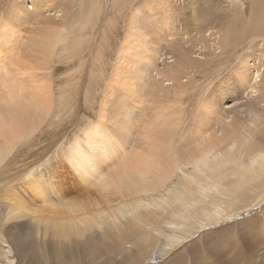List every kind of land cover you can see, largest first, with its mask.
Returning a JSON list of instances; mask_svg holds the SVG:
<instances>
[{"label": "rangeland", "instance_id": "rangeland-1", "mask_svg": "<svg viewBox=\"0 0 264 264\" xmlns=\"http://www.w3.org/2000/svg\"><path fill=\"white\" fill-rule=\"evenodd\" d=\"M158 1L159 0H0V23H2L0 24V28L4 27L5 29H7L9 36L11 38L6 43L7 45L4 44L5 41L3 45H2V42L0 43L1 48H4V46L5 48L7 47L6 48L7 53L4 52L6 51V49H3V50L0 49L1 50L0 57L2 56L5 57L4 53H6L8 55V56L6 55L8 61L10 57L12 56L13 58L12 57L11 58L14 59L15 64H16V61L18 59L17 55H19L18 53H20L21 55V56L20 55L18 56L19 62L17 63H19L18 65L19 68L18 66H16L17 67L16 70L20 69L19 71L21 72V75L23 73L22 77L24 79H21L22 77L19 75V78L21 77L20 78L21 82L19 81V78L17 80L16 77H18L19 72L16 71L17 76L15 73V77H14L16 80L15 87H17L16 85L18 84L17 82L19 81V83L20 84L23 83L25 87L31 88L34 86V83H33L34 79L38 78L40 80L39 81L40 85L46 86L47 84H50V86L47 85V87H50V90H52V96H53L52 97L53 99L50 103L51 111L49 110V113L47 114L46 118L43 120V123H42L43 127L41 126L37 130L38 132L36 131L30 138L23 140V142L16 148L12 157L9 159L8 164L6 163L7 164L6 167L0 171V181H1L0 184L2 185L4 183L3 184L4 187L1 188L0 193H3L4 190H6V187H7L5 185L6 182H12V184L18 189V191L16 190V192L18 193V194L16 193L17 197L19 198L18 205L23 206L25 208L27 207V209L30 210L29 216H25L24 214L21 213L20 210H17L16 213H14L13 211L11 213L8 205H7L8 208H2V212L0 211V237L3 235V233L6 236L5 237L6 244L8 247L11 248L14 254V257L12 258V261L14 264H58V261H56L54 257L58 256L57 255L58 245L56 244L59 242L60 239H61L60 242L62 241L61 243L63 245H68L70 244V240H67V239L70 238V235H71L72 237L75 236L74 238L71 237L72 239L71 241L84 244L88 236L92 235V237H97L98 239H101V237L102 238L105 237L104 235L105 231L111 230L112 228L114 230L112 229L111 232L115 235H118V232H122L124 229H127V230H124V233L126 234V236L123 239L124 245H123V248L121 249L123 253L127 252V255H124V257L127 259H128V256L131 254V252H136V250L137 251L143 250L149 237H146V236L143 237L142 235H138V234L141 233V231L144 230L145 228L148 229L147 233L151 234L150 236H151L152 241H150L147 244L148 247L146 251L143 250L144 253L146 252L145 255H147V257L146 256L142 257L141 264H164V263L165 264H168V263L169 264L170 263L184 264L183 263L184 261L186 264L187 263L189 264V262L190 264H193V263L196 264V262L197 264H201V263L202 264H205V263L206 264H228V263L233 264V260L236 261L237 258H240V257L247 261L254 260L255 262L253 264H264V191H263L264 182L262 181L253 182L251 181L249 177L244 179L243 182L242 181L233 182L231 180L229 181L218 180V186L220 185L218 189L224 185L221 189H219V191L220 190L222 191V193L220 192L221 194L220 196H222L223 198L222 197L220 198H222L223 203H224L222 204L223 211L220 212V215H221L220 218L218 217L213 218V216H209L212 218V220L211 218L207 219L206 217L201 218V216H199L197 217V220H195V218H192L193 221L192 219H189L187 221L185 220L186 222H184L183 218H181V216L183 215L182 212L184 211L183 209L184 202L190 201L189 199L184 198V197L180 201H177V198H178L177 197L176 201H174L175 203L173 202H171L172 204L169 203L171 206H169L166 203H163V204H161V202L154 203L153 200H147V202L150 204V206H148V209H150V207H153V209L152 208L151 209L152 211L154 210L155 212L150 211L146 213L145 215L148 216V218L152 220V218L156 217L155 214L157 215H159L160 213L162 214L161 210H163L165 214L163 213L162 216L158 218L160 220L158 221V224H159L158 226L160 227V229L162 228L161 229L162 232L167 231L166 233L164 232L166 235H168L170 233L169 231H171L172 238L179 234L180 238L178 240L174 239V240L169 241L167 237L165 236L163 237L162 235H159L156 232H155L156 234L153 233L154 231H153L152 226L148 224L147 220L144 217L140 218L144 223L142 221L140 222V220L138 221L139 215L136 217L138 218L136 220H133L134 218L130 217L131 213L128 212L127 209L131 205L130 204L131 200L136 196H128V195L126 196L127 197L126 199L128 201L126 200H123V201L127 203L128 208L122 209V212H118L117 208L115 207L117 205L119 207V202L120 203L122 202V201L117 200L120 197L116 196L115 197L116 200L114 199L109 203L101 202L99 204L100 207L98 205L96 207H92L91 213L93 212L92 215L94 214V216H92L93 219L91 216L87 218H83L81 214L78 215L79 217H82L81 218L82 221H80L82 222V224L79 225V229H81L82 227L85 228V226L86 227L89 226L90 230L88 231V233L89 234L91 233L90 235L86 233V235L88 236H83L82 238H80L81 236L79 237L77 236L76 238V235H77L76 233L79 231L77 228L74 229V232L76 235L70 234L67 236L68 234L67 231L70 229V227L67 225L69 224L72 225V223H70L68 219L63 220L64 223L62 221L60 222V220L69 216V213L67 212L68 210L64 209L65 211L67 210L65 212L62 208H56L53 206V205L60 204L63 201H72V200L74 201L75 200L74 197L80 194H83L84 189L87 188L86 185H82L83 183L80 180H78L77 175L75 174L73 169L70 167V165L67 164L68 162L66 161V159L62 157H63V153L68 151V149L74 143L76 138L78 137L83 138L84 137L83 134H85V132L88 131L89 126L91 127L89 128L91 130L94 128V125L100 121V118H99L100 111L99 110L102 104L101 101H103V97H105L106 93H107V97L109 98V102L107 104L108 107L106 108V110L109 113L107 115H109L111 118L107 116V118L104 119V123L106 126L103 125L102 131L103 132L106 131V134L109 139L111 140L114 139L113 141L115 140L119 141L120 143L116 141V143H119V145L122 143V147L118 145V149L126 148L125 150L128 153L130 152L132 153L133 151H134L133 153H135L136 151H142L146 147L145 145L142 146V138L140 135L141 118L138 116V114H140V112L143 111V109H145V106L141 104L140 105L136 104V107L133 110L131 107L132 103H129L131 101L129 100L128 97L123 98L122 104L117 102V100H119L121 96V92H120V87L117 85L116 81L113 80L114 79L113 73H114V68L116 66V63L119 58L118 55L121 54L119 52L121 47L125 48V46H127L128 47L127 49L131 50L130 52H128V50L126 49L128 53L127 54L128 56H127V55H124L126 53H124L125 51L122 48V50L124 51L123 52L124 53L123 54L124 56L123 65L126 64V66L128 67L127 68L124 65L125 71L127 68L126 73H129V74L131 73L132 75H134L135 80H139V82L135 81V83L137 82V85H138V87H136V90L137 88L140 87L138 91H136V93L138 92L139 94L137 95L138 96L140 95L139 97L144 98V96L146 95V92H144L145 89L143 87V80L140 74V69L143 66L142 61L144 62L143 58L145 57V55L143 54L147 53L149 45H151V47L149 48V52L147 53V55L155 56L153 54H156L157 52V56H155V59L153 60H156V58L158 59L160 56L164 58L166 53L169 54L168 57H172L174 54L170 53L171 52L170 49L168 48H167L168 50L166 49L165 40L171 41L174 39H179V34H181L182 37L185 36L184 38H187L190 35H193L194 37H196L197 31L195 32L194 29L201 24L204 25L203 20H205V18H208V15L212 17L211 19L218 20L219 24H221V22L223 23V20H222L223 17L225 21H228L227 18L230 19V21L234 20L237 25L243 24L244 21L246 22L245 24L246 28L245 29L240 28L242 30L237 32L234 35L235 39H234V45L232 47H235L237 52L238 50L240 51L241 49H245V51L246 50L249 51L248 48L251 45L250 43L251 41L249 39L264 36V32H262L261 34V33H258L261 31L257 32L255 30L253 31L249 29L254 25V24L249 25L250 22L251 24L253 23V17H254V20L257 19L255 21L256 23L257 22L259 23L262 18L264 19V16H263L264 11L263 13L257 12L258 14H256V10H258V8L260 9L261 7L262 9L264 8V0H256V1L255 0L254 1L253 0H226V2L225 0H192V1L191 0H164L166 4H164L163 0H160L159 3ZM233 1H237V3L235 2L236 3L235 4L233 3ZM251 2L254 4H252ZM259 2L261 3L260 6H259ZM242 3H244V6ZM82 4L84 7L82 6ZM238 4H239V8H237ZM67 7L70 10H68ZM202 7H204V9ZM16 12L18 14H16ZM84 12L86 15L84 14ZM64 14L67 15L66 18ZM201 14H203L204 16L202 17ZM222 14L223 15L225 14V15L223 16ZM83 15L85 16V18ZM259 15L261 16V19L258 18ZM63 17L66 22L64 21ZM136 18L138 19V23L140 22L139 19L141 20L140 24L138 25H142V26L135 27L137 26V24L135 26H133L132 23L130 24V20L131 21L133 20L136 23L137 22L135 21ZM48 19H50L52 22H50V20ZM79 19L81 22L80 23L81 26L78 25L79 26L78 28V26H75V23L76 21L78 22ZM91 19L93 20L91 21ZM157 19H160V20H157ZM220 19H221V22H220ZM18 20L20 21L18 22ZM37 20H39V22L40 20H42V23L43 24L45 23L46 25H47V22L45 21L48 20L49 22H48V25L45 27V24L43 26V24L41 25V24L36 23ZM62 20L64 23L62 22ZM151 20H154V21H151ZM155 20L158 21V23L161 25L155 22ZM60 23H62V25ZM225 23L226 22H224V24ZM247 23L249 27H247ZM9 24L11 25L10 27H8ZM37 24L39 26L45 27L46 29H42V27L41 29L40 27L36 28ZM82 24L85 26V30H88V36H87V41L83 40L84 43L82 42L83 44L79 46L77 56L76 54H71V52L70 53L64 52L61 46L56 49L54 55L50 53L49 47L45 44V40L48 37L46 34L48 33V30L50 28H53V26H55L54 29L55 31L58 32V36L60 35L62 37L63 36L67 37L68 36L67 33L69 30L73 31V29L77 28V30H79L78 32H80V27L83 26ZM129 24L130 26L132 25L136 29H134L132 26L130 28ZM12 25L16 26L15 27L16 30L14 29ZM155 25H157L158 27ZM161 26H164L163 28H165L164 29L165 31L163 30ZM61 27L63 30L62 29L60 30ZM63 27H66V28H63ZM141 27H142V30H139V32L141 31V34L143 35L141 36V34L138 32V34H140L138 36L135 30L139 28L141 29ZM152 27H155L156 29ZM66 29H68L67 32H66ZM129 29L130 30L134 29V31H129ZM37 30L39 31L44 30V31L39 32ZM142 31L146 34L142 33ZM131 32H134V34L132 33L134 39L133 41L130 42L129 38L132 36L130 34ZM160 32L162 33L160 34L162 38H160L161 36L158 34ZM209 32L217 33V30L216 31L209 30ZM209 32H208V35H211ZM17 33H18V36L16 35ZM20 33H21V36H19ZM126 36L129 37L128 40ZM143 36L144 38H148L147 40H145L146 43L142 40L145 43V44L143 43L145 46L142 45L141 40H139L141 42L139 44V41L135 39L137 37L138 39L139 38L143 39ZM244 38H249V39L243 40ZM61 41H63V39H61ZM129 45L132 47H130ZM9 46H13L15 48L19 47V48L15 49ZM143 46L145 47L144 50L146 51V53L145 51L142 50ZM206 46L210 47L209 45H206ZM9 48H12V49L10 50ZM13 50L17 51L15 53L16 55L13 53L14 52ZM140 50H142L144 53L143 52H142L143 54L140 53L139 52ZM9 51H11L12 53H10ZM153 51L155 53H153ZM198 53L199 52H197V54ZM200 53L198 55L195 54L196 56L194 55L193 57H197L201 55L202 58H206L205 55L203 56ZM240 53H241V56H239L238 53H235L234 57L231 60V63L227 66L226 72H224L223 74L216 75V74L211 73L212 75L209 77L207 73H205L200 78H198L196 82L193 81L194 83L188 87L189 88L187 89L188 93L186 92L185 95L183 96L182 104L180 106L181 111H182V118H181L182 123L180 125V131H178L180 134L178 136L179 137L178 140H182V137H183L185 144L186 143L191 144L192 138H189V137H192V132L197 127L198 123L203 121L204 118H202V114L204 113L206 105H208V108L211 106H215L218 99H220V96L223 93H226L228 89H230L228 91V94L230 96L228 95V97L225 98L224 101L223 100L221 101V106L220 105L218 106L220 107V109H218V115L221 114L223 119L225 118L224 121H226L227 124H230L233 121L234 118L232 117L234 115H235V118L239 116L238 119H240L241 117L242 118L244 117L245 119H247L248 120L247 125L245 126V128H243V131H241V133H243L242 134L243 136L248 135L247 137L248 139H250L249 141H251L252 143L250 142L251 145L249 146H242V145L240 146L238 143H233V142L228 143L227 145H225L223 152L227 153L232 159L235 158V156L232 154L237 155L238 151L239 153L243 152L241 154L245 156L246 158V161L243 163V165L248 166L249 158L245 154L246 151H248L250 146L253 147L252 145L260 146L258 145V142L256 143L257 141L255 138L256 135L254 138L252 137L254 130L256 128H254L251 131L249 126H251V122H252V126L254 125V127H257L256 130L261 129L262 127L264 128V114L262 116H259V115L255 116L254 113L252 114V112H250L253 106L252 103L257 102L258 104V100L257 101L255 100V97L258 95V93H256V89L248 90V89L242 88L239 93L240 95H236L237 92L235 90V87L232 84L234 82V78L231 77V79L227 81L226 76L231 73V72H228L230 71L231 66L236 64V62L238 61L240 57L244 56L242 54L243 51H240ZM136 54L143 55L141 56L143 58L138 56L140 57L139 58L140 62L135 61L137 63L133 62L134 61L133 59L137 57ZM206 54L209 57V55L211 54L213 55V51L212 50L206 51ZM26 55H28L27 58H25ZM15 56L17 58L16 60H15ZM134 56L136 57L133 58ZM20 57H22L23 59L25 58L26 60L30 57L31 60L29 59L28 60L29 62H32V63H29L28 61H23V59H21ZM223 57L224 58L221 61L220 59H217L216 62L218 63V66L215 70H213L214 72H216V70L219 71V70L224 69L225 65L219 66L220 63L227 61V59H225L226 54L223 55ZM35 58L36 60L38 59L37 62H35ZM1 59L0 61L2 62L3 60L4 63L2 62L1 64L0 62L1 64L0 71L4 69L3 71L5 72L3 73H6V72L14 73L15 69L14 71H12L11 69H13L15 64H11L13 65L12 67L10 66V62L13 63L12 61H9V64H8V61H4L6 58H3L2 60ZM135 60H137V58ZM168 61L171 62L173 61V59L168 60ZM5 62L7 63V66L9 67L7 71L5 68L6 66ZM33 63L35 64L33 65ZM134 63L136 64V66ZM156 64L159 68L163 67L161 66L160 60L159 61L157 60ZM212 64H211V68H215L217 65V64L216 65L213 64L214 65L213 67ZM139 66L141 67L140 69H138ZM10 67L12 68L10 69ZM26 70L28 72H26ZM154 73L156 74L157 72L154 71ZM93 76H95V78ZM112 76H113V79H112ZM0 78L4 80V75L2 74V71L0 72ZM94 79H95V83H94L95 85L93 84L92 86V82ZM222 80L227 81V83L219 84L218 82ZM184 81H187V79H184ZM219 85H222L224 89L218 92L217 89ZM252 86H255V83L252 84ZM3 87H4V81L2 82L0 81V91L3 90ZM88 90H90L89 91L90 96H88ZM137 95L135 94V98ZM136 99H138V97ZM145 101H146V96H145ZM115 102H117V104ZM112 104L113 105L116 104V105L112 106ZM134 105L135 104H133V106ZM116 106H118V109H119L118 111L120 114H118ZM137 108L139 112L137 111ZM130 109L135 111V113L137 112V115L135 114L133 118H125L126 114L128 113ZM112 110L116 111L117 114L114 115ZM122 121H125L126 124L123 125L124 122ZM126 127H128V129ZM257 136H258L257 138H259V135ZM118 138L120 139L122 138L121 141ZM188 139H190V141ZM232 147L234 148L231 150ZM257 150H260V149H257ZM61 158H62V162H61ZM54 162L58 163L57 165L58 168L55 166L56 163ZM61 165H63L64 167H59ZM45 169L47 172L44 171ZM40 171L42 174H45L43 177L44 179L47 177V175L50 176L47 179L52 181L53 184L47 179H45L51 185L50 190H47L45 188V184L43 182L38 183L37 181L35 182L33 181L34 177H36V175L39 174L38 172ZM51 173L53 174L54 179H52L53 176ZM30 176H32L31 179H30ZM256 177L263 178L264 173L260 172L259 175H257ZM34 180H36V178ZM179 181L180 180H178L179 184H174L175 187L177 186L182 187V183L181 181L180 182ZM34 183L38 185V188L36 187ZM31 185L35 186L36 189L34 187L32 188ZM41 185L42 187H40ZM74 186L78 187L80 190L77 191L76 193L75 192L70 193L73 190ZM204 186L205 185H202V187ZM260 186H261V189H260ZM191 187L193 189L190 188L192 189L190 191L198 192V193L194 192L195 201L196 202L198 201V203H195V206L191 209V213H195V211L197 213H201L203 209L200 210V208H202V206L203 208H206L208 204L209 206L207 208L213 207L214 204L211 203L212 201H209V199L208 200L205 199L206 202L204 200H201L202 190H199L200 187L198 185H192ZM169 188L171 189V186H169L168 189ZM32 189H35L36 191L35 190L33 191ZM43 189L44 191L46 190V193L48 194V197L46 198V200H43L45 198H42V196L40 195ZM51 189L53 192V193L51 192L52 194L48 192V191H51ZM65 189H67V192L69 193V194L67 193L68 195L66 194ZM27 192L29 193L27 194ZM217 194L218 193H214L215 196ZM222 194H226V195H222ZM163 196H165V192L160 191L154 195V198H157V197L163 198ZM143 197H146V195H143ZM76 203L78 202L76 201ZM102 203L104 204L102 205ZM166 207H168L167 208L168 210H166ZM56 209H61L63 211L58 210L57 212L58 213L60 212L61 214L56 213L52 215L50 211H55ZM97 211H100V212H97ZM40 212L42 213L44 212V215L47 221L42 220V222L41 221L39 222L38 218L43 217L42 216L43 214ZM143 212H146V211H143ZM166 214H169V216ZM164 215H166V217H164ZM51 216H53L54 218ZM61 216L63 217L61 218ZM102 216H105L107 218V221L104 223H100ZM122 216H125L126 218L129 217L130 220L129 219L127 220L125 219V217H122ZM56 217L57 218L60 217V219L59 218L57 219ZM75 217L73 216V218ZM95 217H97L96 220L94 219ZM191 217L192 215L190 216V218ZM87 219L88 220L91 219V220L88 221ZM202 219L204 220L202 221ZM123 220L125 221L123 222ZM131 220L132 222H129ZM200 220L203 224L199 222ZM54 221L56 222V224L54 223ZM111 221L112 223H110ZM65 222H69V223H65ZM74 222L79 223L78 221H74ZM94 222L96 225L94 224ZM121 222L123 223L122 225H121ZM25 223H26L27 228L22 229L21 226ZM105 223L106 225L109 224L110 226L107 225V227H105L106 226ZM129 223H130L131 228L128 225ZM133 223H136V224H133ZM184 223L185 224L187 223V226L189 225V227L186 228L187 232H182V230H179V228L178 229L175 228V226L180 227ZM144 224H146L147 227ZM64 225H66L67 227H65ZM97 225H99L98 227L101 226V230H99L100 228H97ZM132 225L134 226L132 227ZM140 225H142L143 227ZM29 226L34 231L33 232V234H35L34 239H36V241L39 242V244L36 242L38 244V247L37 248L35 247L33 257L29 255V253L31 252L30 247H27V248L25 247L26 250H24L23 246H19V247L14 246V249H13L11 244L9 243L11 238H9V236L7 235V230L11 229V231L18 237L20 236L21 238V236L22 237L24 236L23 238L25 237L28 238L30 235ZM108 226L112 228H108ZM38 227L40 228V230ZM59 228H61L62 230ZM64 228L65 229L67 228V231ZM83 228L79 232H82V230H84ZM115 228L116 229L118 228L117 229L118 231ZM134 228H137L138 231ZM63 229L65 231H63ZM121 229L123 230L121 231ZM129 230H130L129 233L131 234L128 235L127 233ZM131 230L134 231L135 233L131 232ZM41 231L42 233H40ZM60 231H62V233H59ZM93 231L95 233H93ZM101 231L103 232L102 236L100 234L102 233ZM64 232H67V234H65ZM60 235L62 236L64 235V236L63 237L61 236L62 237L61 238ZM65 237H66V242L69 241L68 243H65L63 241ZM152 237L154 238L155 241L153 240ZM106 240L107 242H111L110 238H107ZM96 241L98 242V240H95V242ZM141 241L142 242L145 241V243L143 244L144 246L141 245L142 244ZM153 241L154 243L156 242L157 246L155 244L151 245L152 244L151 242ZM138 242L139 244L141 243L140 244L141 247H138L139 246L138 244H137L138 246L136 245V243ZM173 242H175V244H173ZM218 242L219 244H217ZM71 244H72V247H74V243H71ZM154 248H156L157 250ZM121 251H120V254L122 253ZM128 251L130 252V254ZM79 254H78V258H80V261H82L81 260L82 255L81 254L79 255ZM65 257H67L68 260H66L65 262H59L60 264H86L87 262H89L87 264H91L90 262H92L93 260V256L91 257L87 256L86 263H81V262L74 263L75 260H71V254L69 253V250H66ZM87 259H90V260L87 261ZM181 259H183V262L182 261H181L182 263L180 261L178 262V260H181ZM193 259H197V261ZM174 260H177V261L175 262ZM192 260H193V263H192ZM218 260L219 262H217ZM97 261L98 260H94V263L97 264V263L102 262V261H98V262ZM243 263H246V262L244 261L240 262V264H243ZM109 264H112V263H109Z\"/></svg>", "mask_w": 264, "mask_h": 264}, {"label": "bare ground", "instance_id": "bare-ground-1", "mask_svg": "<svg viewBox=\"0 0 264 264\" xmlns=\"http://www.w3.org/2000/svg\"><path fill=\"white\" fill-rule=\"evenodd\" d=\"M159 1H158V3H159ZM225 2H226V0H225ZM235 2L237 3V1H233V3H235ZM156 3H157V1H156ZM238 3H239V1H238ZM164 4H166L165 1H164ZM224 4H222V5H224ZM242 4L244 6V3H242ZM252 4H254V3H252ZM260 4L261 3L259 2V6H260ZM82 6H83V4H82ZM41 7H43V6H41ZM242 7H241V9H242ZM80 8H82V7H80ZM202 8L204 9V7H202ZM237 8H239V4H238ZM67 9L70 10L68 7H67ZM263 9H262V7H261V9L258 8V10H256V14H258L260 12L263 13V11H264ZM80 10H82V9H80ZM236 11H238V10H236ZM200 12H198V13H200ZM16 14H18V13L16 12ZM16 14H15V16H16ZM65 14H67V13H65ZM84 14H85V12H84ZM201 15H202V17L204 16L203 14H201ZM259 16H258V18L261 19V16L260 17ZM66 17H67V15H65V18ZM84 18H85V16H84ZM211 18L212 17L208 15V18H205V20H203L204 25L201 24L194 29L195 32L197 31V35L199 34L198 36L196 35V37H194L193 35H190L189 37L184 38L185 36L182 37L181 34H179V39H174L171 41L165 40L166 49L167 48L170 49L171 50L170 53L174 54V55L172 57H168L169 54L166 53L164 58L162 56H160L158 59L156 58V60H153V59H155V56H157V52H156V54H153V53H155L153 51L152 54L155 56L147 55L151 45L148 46L147 53L144 50L145 49L144 44L146 43L145 40H147L148 38H144V36H145L144 35L143 39H140L143 34H141V31L139 32V30H142V27H141V29L139 28V29L135 30V32L138 36L141 34L139 39H138V37L135 39H137L138 41L143 40L145 42L144 43L142 41V45H144L142 47V50L145 51L146 54H143L144 52L142 50L139 51L140 53L143 52L142 54L145 55V57L143 58V57H141V56H143L142 54L137 55V54H139V53H137L136 54L137 57L136 56L133 57V58L136 57L137 60H135L136 59L135 58V59H133L134 60L133 62H135V61L140 62V60H139L140 57L144 59V62L142 61V63H143L142 68L139 66L138 69L141 68L140 74H141L142 80H143V87L145 89L144 92H146V95H145L146 101H145V96H144V98H141V97H139L140 95L139 96L137 95L139 93L138 92L136 93V91H138V89L140 88L139 87L136 90V87H138L137 82H139V80H135L134 75H132L131 73L130 74L126 73L127 68H128L126 66V64H124L127 67L126 71H125V68L123 65V61H124L123 54L124 53H126L124 55L128 54L126 51V49L128 47L127 46H125V48L121 47L120 50H122V48H123V50L125 52L123 50L122 51L119 50V52L121 54L118 55L119 58H118V61L116 63V66L114 68V73H113L114 79L112 76V79L115 80L117 85L120 87V92H121V96H120L119 100H117V102L122 104L123 98L128 97L129 100L131 101L129 103H132L131 107L133 110L135 109L136 104H139V105L141 104V105L145 106V109H143V111H141L140 114H138V116L141 118L140 135L142 138V146L145 145L146 147L142 151H136L135 153H133L134 152L133 151L132 153L130 152L131 153L130 154V153L126 152V150H125L126 148L125 149H118V145L120 142L117 140L113 141L114 139L113 140L109 139L107 134H106V131L104 129L103 130L105 132L102 131L103 125H105L104 119L107 118V116L109 118H111L109 115H107V114H109L106 110V108L108 107L107 104L109 102V98L107 97V93H106L105 97H103V101H101L102 104H101V106H100L101 108L99 110L100 111V116H99L100 121L97 122L94 125V128L91 130L89 129V128H91L89 126L88 131L85 132V134H83L84 132L82 133L84 137L83 138H81V137L76 138V140L71 145V147L68 149V151L63 153L62 158L66 159V161L68 162L67 164H69L70 167L73 169V171L75 172V174L78 177V180H80L83 183L82 185H86V187H87V188L84 187L85 189H84L83 194H80V195L74 197L75 198L74 201L73 200L72 201H63L60 204L53 205L56 208H62L63 210L64 209L68 210V211L67 210L66 211L69 213V216L60 220V222L61 221L63 222V220L68 219L70 221V223H72V225L66 224L67 226L70 227V229L68 227V229H69L68 231H67V228L66 229L64 228L68 232V234H67V232H64L65 234H67V236L70 234H72V235L77 234L76 238H77V236L78 237L81 236L80 238H82L83 236H88V235H86V233L89 234L88 233V231L90 230L89 226H87V227L85 226V228L82 227L84 230H82V232H79L82 229V228L79 229V225L82 224V222H80V221H82L81 218L82 217L87 218L89 216H91V217L94 216V214L92 215L93 212L91 213L92 207H96L97 205L99 206V204L101 202L109 203L114 199L116 200V198H115L116 196L120 197L117 200L122 201V202L121 203L119 202V207H118V205L117 206L114 205V206L117 208L118 212H122V209L128 208L127 203L125 201H123V200L128 201L126 199L127 198L126 196L128 195V196H136L131 200V203H130L131 205L127 209L128 212L131 213L130 217L134 218L133 220H136L139 218L138 221L140 220V222H141L142 220L140 218L144 217L147 220L148 224L152 226L153 231H154L153 233L156 232L159 235H162L163 237L165 236L169 239V241L174 240V239L178 240L180 238L179 234L172 238L171 237V231H169L170 233L168 232L170 235L169 234L166 235L165 233L167 231H164L165 233L162 232L161 231L162 228L160 229V227L158 226L159 225L158 221H160L158 218L161 217L162 214L164 213L163 210H161L162 214L161 213L160 214L158 213L159 215L155 214L156 217L154 216L155 218H152V220L149 219L148 216L145 215L146 213L152 211V209H153V207H150V209H148V206H150V204L147 202V200H153L154 203L155 202H161V204L166 203L169 206H171L169 203H171V202L175 203L174 201H176L177 197H178L177 201L182 200L183 197L189 199L190 201L184 202V207H183L184 211L182 212L183 215L181 216V218H183L184 222H186L187 220L192 219V218H195V220H197V217H199V216H201V218L206 217L207 219L211 218L209 216H213V218H217V217L220 218L221 217L220 212L223 211L222 210V204H224V203L222 200L223 197L220 196L221 195L220 192L222 193V191L221 190L219 191V189H221L224 185L223 186L221 185L222 187L218 189V187L220 186V185L218 186V180H221V181L231 180L233 182H240V181L243 182L244 179L249 177L251 179V181H253V182H255V181L264 182V177L263 178H257L256 177L257 175H259L260 172L264 173V128L263 127L261 129L256 130L257 127H254V125L252 126V122H251V126H249L251 131L254 128H256L254 130L252 137L254 138L256 135V137H255L257 140L256 143L258 142V145H260V146L252 145L253 147L250 146L248 151H246L245 154L249 158L248 159L249 160L248 166L243 165V163L246 161L245 156H243L241 154L243 152L239 153V151H238L237 155L232 154L235 156L234 159H232L227 153L223 152L225 145H227L228 143H232V142L238 143L240 146L241 145L242 146H249L252 143L251 141H249L250 139H248V137H247L248 135L243 136L242 135L243 133H241V131H243V128H245V126L247 125V121H248L247 119H245L244 117H243L244 119L242 117L240 119H238L239 116L238 117L236 116L237 118H235V115H234L232 117V118H234L233 121L231 120L232 122L231 123L229 122L230 124H227L226 121H224L225 118L223 119L221 114L218 115V109H220V107H218V106L219 105L221 106V101L222 100L224 101V99L228 97V95H229L228 91L230 89H228L226 91V93H223L220 96V99H218L215 106H211L208 108V105H206L204 113L202 114V118H204L203 121L198 123L197 127L192 132V137L188 136L189 138H192L191 144H188V143L185 144L183 137H182V140H178V138H179L178 136L180 135L178 131H180V125L182 123L181 122L182 111H181L180 106L182 104L183 96L187 92V89H189L188 87L194 83L193 81L196 82V80L198 78H200L205 73H207V75L210 77L212 75L211 73L219 75V74H223L224 72H226L227 66L231 63V60L234 57L235 53H238V55L241 56L240 51H243L242 54L244 56L240 57L238 59V61L236 62V64L231 66L230 71H228L231 73L226 76L227 81L229 79H231V77L234 78V82L232 84L235 87V90L237 92L236 95H240L239 93H240V90L242 88L248 89V90L249 89H253V90L256 89V93H258V95L255 97V100L256 101L258 100V104H257V102L256 103L254 102L255 104L252 103L253 106L251 105L252 108H251L250 112H252V114L254 113L255 116L256 115L262 116L264 114V108H263V106H264V36L256 37L253 39L244 38L243 40L249 39L251 41L250 42L251 45L248 48L249 51L248 50L245 51V49H241L240 51L238 50V52H237L236 48L232 47L234 45V39H235L234 35L237 32L242 30L240 28H244V29L246 28L245 27L246 22L244 21L243 24L237 25L234 20L230 21V19L227 18L228 21H225V19L223 17L222 18L223 23L221 22V19H220L221 24H219L218 20L211 19ZM45 19H47V18H45ZM63 19H64V17H63ZM134 19H135V17H134ZM48 20H50V19H48ZM48 20L45 21V22H47V25L49 22ZM92 20L93 19H91V21ZM157 20H160V19H157ZM256 20L257 19L254 20V17H253V23L251 24V22H250L249 25H253V24L254 25L252 27L250 26L251 28H249V29H251L253 31L255 30L257 32L261 31L258 33L262 34V32H264V19L262 18L259 23L258 22L256 23L255 22ZM19 21L20 20H18V22ZM64 21H65V19H64ZM132 21L130 20V24L132 23L133 26H135L136 24H137V26H135V27L142 26V25H138L141 22L140 19H139V21H140L139 23H138L137 18L135 20V21H137L136 23L134 21L133 22ZM151 21H154V20H151ZM50 22H52V21L50 20ZM62 22H63V20H62ZM155 22L158 23V21H156V20H155ZM224 22H226V23L224 24ZM36 23L41 24V25L43 24L42 20H40V22H39V20H37ZM80 23L81 22L79 19L78 22L76 21L75 26H78V25L81 26ZM0 24H2V23H0ZM38 24L36 25V28L40 27V29H41L42 26H39ZM44 24H43V26H44ZM60 24L62 25V23H60ZM60 24H58V25H60ZM91 24H92V22H91ZM130 24H129V26H130ZM47 25L45 24V27ZM159 25H161V24H159ZM249 25L247 23V27H249ZM10 26L11 25L9 24L8 27H10ZM79 26H78V28H79ZM131 26H130V28H131ZM155 26H157V25H155ZM164 26H161V27L163 28ZM13 27L15 29L16 26H13ZM45 27H42V29H46ZM54 27L55 26H53V28H50L48 30V33L46 34L48 37L45 40V44L49 47L50 53L52 55H54L56 49L61 46L62 50L64 52H67V53L71 52V54H76V56H77L79 46H81L84 43L83 40L87 41L88 30H85V26L83 25L82 27H80V32H78L79 30H77V28L73 29V31L69 30L70 32L68 31V29H66V32L68 31L67 37H64V36L62 37L59 35L61 37V39H63V41H61L60 37L58 36V32L55 31ZM135 27H133V28L136 29ZM259 27L261 28V30ZM63 28H66V27H63ZM152 28L156 29L155 27H152ZM61 29H62V27L60 28V30ZM134 29H131V30L129 29V31H134ZM164 29L165 28H163V30ZM33 30H35V29H33ZM39 30H37V31H39ZM209 30L210 31H216L217 30V33L216 32L210 33ZM41 31H44V30H41ZM41 31H39V32H41ZM160 31H162V30H160ZM138 32L140 34H138ZM154 32H155V30H154ZM208 32L211 35H208ZM132 33L134 34V32H131L130 34L132 35ZM142 33H144V32L142 31ZM144 34H146V33H144ZM158 34L160 35L162 33L160 32ZM10 35H11V33H10ZM16 35L18 36V33ZM61 35H63V34H61ZM19 36H21V33L19 34ZM65 36H66V34H65ZM128 36H130V35H128ZM15 37H14V39H15ZM32 37H34V36H32ZM126 38L128 40L129 37L126 36ZM160 38H162V36ZM9 39H11V38L9 36L8 30L5 29L4 27H1L0 28V43L2 42V45H3V43L5 41L4 44H6L9 41ZM129 39H130L129 40L130 42L133 41V39H134L133 35ZM135 43H137V42H135ZM140 43L141 42L139 41V44ZM8 44H10V43H8ZM206 45H209L210 47L212 46L211 49H210V47H208ZM9 47H13V46H9ZM130 47H132V46H130ZM6 48H5V46H4V48L0 47V49H2V50L6 49ZM13 48H15V47H13ZM16 48L18 49L19 47H16ZM9 49L11 50L12 48H9ZM209 50L213 51V55L211 54L208 57L206 54V51H209ZM130 51L131 50L129 49L128 52H130ZM4 52L7 53V49ZM9 52L12 53L11 51H9ZM16 52L17 51L15 50L13 53L15 54ZM197 52H199V53L201 52L200 54H202L203 56L205 55L206 58H202L201 55H199L197 57H193L195 54H197ZM6 53H4L5 57L2 56V57H0V59L1 58L7 59L8 55ZM18 54L20 55V53H18ZM225 54H226L225 59H227V61H224V62L219 64V66L225 65L224 69L219 70V71L216 70V72H214L213 70H215L218 66V63L216 62L217 59H220V61H221L224 58L223 55H225ZM0 55H1V53H0ZM19 55H17L18 59L15 56V60L17 59V61H16L17 65L15 64L14 59H12L13 57L11 56L12 57L11 58L9 56L10 57L9 61L13 62V63L10 62V66L13 67V65H11V64H15L13 69H11L12 67H10V69L12 71H14V69H15L14 73L13 72L3 73V72H5V71H3L4 69L1 70L2 74L4 75V80H2L0 78L1 79L0 81L1 82L4 81V87H3V90L0 91V171L6 167L9 159L12 157L16 148L23 142V140L30 138L42 126L43 120L46 118L47 114L49 113L50 103L53 99L52 98L53 97L52 96V90H50V87H47V85L50 86V84H47V85L45 84L46 86L40 85L39 84L40 80L38 78L34 79V81H33L34 86L31 88L25 87V85L23 83H21V84L19 83L20 78L23 75V73L21 75V72L19 71L20 69L16 70L17 69L16 66L19 65V63H17V62H19V57H18ZM27 56L28 55H26L25 58H27ZM138 56H140V57H138ZM20 58L23 59L22 57H20ZM25 58L23 59V61L29 62V60H31L30 57L28 58L29 60L28 59L26 60ZM6 59L4 61H8V59L7 60ZM130 59H132V58H130ZM171 59H173V61H171V62L168 61ZM157 60L161 61V66H163V67L159 68L157 66V64H156ZM9 61H8V64H9ZM37 61H38V59L36 60V58H35V62H37ZM2 62H3V60H2ZM2 62H1V64H2ZM24 63H26V62H24ZM29 63H32V62H29ZM135 63H137V62H135ZM212 63L214 65L217 64L215 68H211ZM5 64H6V66L5 65L4 66H5L6 71H7V69H9V67L7 66L6 62H5ZM34 64L35 63H33V65ZM26 65H28V64H26ZM138 65H140V64H138ZM214 65H213V67H214ZM135 66H136V64H135ZM37 67H38V65H37ZM18 68H19V66H18ZM156 69H157V71H156ZM16 71L19 72L18 77H16L17 80L19 78V75L21 76L19 78V81L17 82L19 84V85L18 84L16 85L17 87H15L16 80L14 78ZM39 71H41V70H39ZM154 71L157 73L155 74ZM22 72H24V71H22ZM26 72H28V71L26 70ZM13 74H14V76H13ZM16 76H17V73H16ZM93 77L95 78V76H93ZM21 79H24V78L22 77ZM184 79H187V81H184ZM135 81H137V82L135 83ZM227 81L222 80L218 83L219 84L227 83ZM46 83H48V82H46ZM94 83H95V79L92 82V86ZM254 83H255V86H252V84H254ZM223 89H224V87L222 85H219L217 91L219 92ZM89 91L90 90H88V96H90ZM243 92H244V90H243ZM135 94L137 95L136 98L138 97V99L135 98ZM112 102H114V101H112ZM117 102H115V103L117 104ZM116 104H114V105L112 104V106H115ZM133 104H135V105L133 106ZM63 105H65V104H63ZM126 106H127V104H126ZM143 106H141V107H143ZM112 109H114V108H112ZM116 109H117V111L119 110L118 106H116ZM133 110L130 109L127 114L125 113L126 114L125 118H133L135 114L137 115V112L135 113V111H133ZM137 111H138V108H137ZM112 112L114 113V115L117 114L116 111L112 110ZM121 113H122V111H121ZM118 114H120L119 111H118ZM237 115H238V113H237ZM242 115H243V113H242ZM122 122H124L123 125L126 124L125 121H122ZM249 123H250V121H249ZM124 128H125V126H124ZM126 128L128 129V127H126ZM120 130H122V129H120ZM257 135H259V138H257L258 137ZM134 136H135V134H134ZM183 136H185V135H183ZM118 139L121 141L122 138L121 139L118 138ZM188 140L190 141V139H188ZM116 141L119 143H116ZM135 142H137V141H135ZM119 146L122 147V143ZM233 148L234 147H232L231 150ZM257 149H260V150H257ZM62 158H61V162H62ZM54 163H56V162H54ZM59 164H60V162H59ZM57 165H58V163H56V165H55L58 168ZM59 167H64V166L61 165ZM44 171H46V169ZM38 173L39 174H37L36 177H34V179L36 178V180L33 179V181L34 182L37 181L38 183L43 182L45 184V188L47 190H50L51 185L48 182L50 180L47 179L50 176L47 175V177L45 178L48 180L47 181L43 178L45 174H42L41 171ZM52 176H53V174H52ZM31 178H32V176H30V179ZM52 179H54V176L52 177ZM178 180L181 181L182 187H180V186L175 187L174 186V184H179ZM55 181H56V179H55ZM50 182L52 183V181H50ZM0 183H1V181H0ZM55 184H56V182H55ZM2 185L0 184V190H1V188L4 187V185L3 186ZM5 185L7 186L6 190L3 189L4 192L0 193V211L2 212V208H8V206H9L11 213H12V211L14 213H16L17 210H20L22 214H24L25 216H29L30 210H28L27 207L25 208L23 206L18 205L19 204V198L17 197L18 193L16 192V190L18 191V189L12 184V182H6ZM192 185H198L200 187L199 190H202V195H201L202 199L201 200H204L206 202V200L209 199V201H212L211 203H213L215 206L213 205L212 208H207L209 206V204H208L207 207L205 206L206 208H203V206H202V208L199 207L200 210L203 209L201 213H197L196 211H195V213H191V209L195 206V203H198V201L197 202L195 201V197H194L195 191L194 192L190 191L193 189L191 187ZM202 185H205V186L202 187ZM263 185H261V186H263ZM75 186L70 193H72V192L76 193L77 191L80 190L78 187H75ZM169 186H171V189L170 188L168 189ZM261 186H260V189H261ZM33 187L35 188V186H32V188ZM36 187L38 188V185H36ZM40 187H42V185ZM190 188H192V189H190ZM263 188H264V186H263ZM35 189H32V190L34 191ZM52 189H53V187H52ZM52 189H51V191H48V192L51 193ZM179 189H180V191H179ZM65 190H66V194H67L68 193L67 189H65ZM160 191H164L165 196H163V198L162 197L154 198V195ZM28 193L29 192H27V194ZM195 193H198V192H195ZM199 193H200V191H199ZM214 193H218V194L215 196ZM33 195H34V193H33ZM40 195L42 196V198H45L43 200H46V198L48 197V194L46 193V190L44 191V189L41 191ZM143 195H146V197H143ZM222 195H226V194H222ZM220 197H222V198H220ZM21 198H22V196H21ZM101 198H103L105 201ZM76 201L78 203H76ZM103 204L104 203H102V205ZM128 205H129V203H128ZM151 205H152V203H151ZM196 206H198V205H196ZM108 208H109V206H108ZM167 208L168 207H166V210H168ZM58 210H61V209H56L55 211H50V213H52V215L56 214V213H58L57 212ZM63 210H61V211H63ZM143 211H146V212H143ZM97 212H100V211H97ZM152 212H155V211L153 210ZM40 213H42V212H40ZM42 214H43L42 215L43 217L38 218L39 222L40 221L42 222V220L47 221V219L45 218L44 212ZM58 214H61V213L59 212ZM80 214L82 217L78 216ZM64 215H65V213H64ZM147 215H149V214H147ZM166 215L169 216V214H166ZM166 215H164V217H166ZM191 215H192V217L190 218ZM73 216L74 217L76 216V217L73 218ZM95 216H96V214H95ZM105 216H102L100 223H104L107 221V218ZM137 216H138V218H136ZM51 217H53V216H51ZM62 217L63 216H61V218ZM122 217H125V216H122ZM58 218L60 219V217H58ZM96 218L97 217H95L94 219L96 220ZM92 219H93V217H92ZM125 219L128 220L129 217H127V218L125 217ZM90 220H88V221H90ZM203 220L204 219H202V221ZM211 220H212V218H211ZM55 221H54V223L56 224ZM74 221H78L79 223H75ZM124 221L125 220H123V222ZM192 221H193V219H192ZM129 222H132V220ZM199 222H201V220ZM65 223H69V222H65ZM110 223H112V221ZM94 224H95V222H94ZM122 224L123 223L121 222V225ZM133 224H136V223H133ZM61 225H63V224H61ZM66 225H64V226L67 227ZM105 225H106V223H105ZM107 225H109V224H107ZM107 225L105 227H107ZM121 225H119V226H121ZM128 225L130 226V223ZM144 225L146 226V224H144ZM98 226L99 225H97V228H100L99 230H101V226L100 227H98ZM109 226H108V228H112ZM133 226L134 225H132V227ZM140 226H142V225H140ZM192 226H194V225H192ZM21 227H22V229L27 228L26 223L23 224ZM90 227H91V225H90ZM187 227H189V225L187 226V223L182 224L180 227L175 226L176 229L179 228V230H182V232H187L186 231ZM75 228H77L79 230L76 234L74 232ZM130 228H131V226H130ZM183 228H185V229H183ZM59 229H61V228H59ZM64 229H63V231H65ZM134 229L137 230V228H134ZM39 230H40V228H39ZM111 230H106L105 234H104L105 237L110 238L111 242H107V240H106L107 238H105V237L104 238L101 237V239H98L97 237H92V235H90L91 233L89 234L90 236H88L86 238L84 244H80V243H77L75 241L74 242L71 241L72 240L71 235H70V238L67 239V240H70V244H68V245H63L61 243L62 241L60 242V240H61L60 239L59 240L60 243L58 242L59 244L56 242L57 243L56 245H58V247H57V255L58 256L54 257V259L56 261H58V264H60L59 262H65L66 260H68V258L65 257V252H66V250H69V253L71 254V260H75L74 263H79V262L86 263V257L87 256L88 257L93 256V260H92V262H90L91 264H96V263H94V260L102 261V262L97 263V264H109V263H112V264H141L142 257H144V256L147 257V255H145L146 252L144 253L143 250L146 251V249L148 247L147 244L150 241H152L151 236H150L151 234L147 233L148 229L147 228H145L144 230L141 229L142 231L140 230L141 233H139V234L136 232L138 235H142L143 237L146 236L149 238H148V241H147L145 246L143 245L145 243V241H143V242L141 241L142 244L141 243L140 244L144 246L142 251L141 250L137 251L135 249L136 252H131V254H130V252H129L130 250H129L128 252L130 255L128 256V259L124 257V255H127V252L123 253L121 251V249L123 248V245H124L123 239L126 236V234L124 233V230H127V229H124V230L121 229V231L122 230L123 231L118 232V235L113 234L111 232ZM145 230H147V231H145ZM36 231H38V230H36ZM33 232L34 231L30 227L29 228V234L31 236L30 235H29V237L27 236L28 238H26V237L23 238L24 236L23 237L21 236V238H20V236L18 237L17 235H15L11 231V229H9V230H7V235L9 236V238H11L9 243L11 244L13 249H14V246H16V247L23 246L24 250H26L25 247L26 248L30 247L31 252L29 253V255L33 257L34 249H35V247L37 248L38 244H39V242L36 241V239H34L35 234H33ZM129 232H130V230L127 233L128 235L131 234ZM131 232H134V231L131 230ZM40 233H42V231ZM59 233H62V231H60ZM93 233H95V232L93 231ZM100 234L102 236L103 232ZM61 236L62 235H60V237ZM5 237L6 236L4 235V233L0 237V254H1L0 255V264H14L12 261L14 254H13L11 248L7 246ZM74 237H72V238H74ZM131 237H133V236H131ZM140 238H142V237H140ZM64 239H63V241L65 243L69 242V241L66 242V237ZM95 240H98V242L97 241L95 242ZM153 240H154V238H153ZM154 241L151 242L152 243L151 245H153V244L156 245V242L154 243ZM71 243H74V247H72ZM30 244H32V245H30ZM140 244H139V242L136 243V245L138 247H141ZM173 244H175V242H173ZM217 244H219V242ZM154 249H156V248H154ZM120 251L122 252L121 254H120ZM72 252H73V254H72ZM154 252H155V250H154ZM79 253L82 255L81 256L82 261H80V258H78ZM153 253H151V254H153ZM146 257H145V259H146ZM195 257H197V256H195ZM88 260H90V259H87V261ZM193 260L197 261V259H193ZM193 260H192V263H193ZM219 260L217 262H219ZM174 261L176 262L177 260H174ZM179 261L183 262V259L178 260V262ZM214 261H216V260H214ZM243 261L246 262L243 264H253L255 262L254 260H252V261L248 260L247 261V260L242 259L240 257V258H237L236 261L233 260V264H240V262H243ZM87 263H89V262H87ZM183 263L186 264L185 261ZM170 264H172V263H170ZM178 264H180V263H178ZM189 264H190V262H189ZM193 264H195V263H193ZM196 264H197V262H196Z\"/></svg>", "mask_w": 264, "mask_h": 264}]
</instances>
